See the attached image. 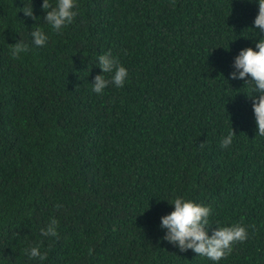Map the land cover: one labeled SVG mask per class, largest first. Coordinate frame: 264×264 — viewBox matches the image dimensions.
I'll use <instances>...</instances> for the list:
<instances>
[{
	"label": "trees",
	"instance_id": "16d2710c",
	"mask_svg": "<svg viewBox=\"0 0 264 264\" xmlns=\"http://www.w3.org/2000/svg\"><path fill=\"white\" fill-rule=\"evenodd\" d=\"M42 3L0 0V264H264L259 93L229 75L264 38L258 0H77L60 32ZM107 52L128 77L97 94ZM177 196L211 207L208 235L241 224L247 239L219 261L181 252L160 227ZM51 218L58 238L41 235Z\"/></svg>",
	"mask_w": 264,
	"mask_h": 264
},
{
	"label": "clouds",
	"instance_id": "9594fccd",
	"mask_svg": "<svg viewBox=\"0 0 264 264\" xmlns=\"http://www.w3.org/2000/svg\"><path fill=\"white\" fill-rule=\"evenodd\" d=\"M78 7L77 0H56L55 6L49 0H43L41 5L42 10H47L44 19L56 32H60L73 22L77 16L76 9ZM22 11L25 16L33 17L31 4L24 7ZM254 28L264 34V0H258V13L254 18ZM31 36L36 46L45 45L48 39L40 28L32 31ZM255 47L256 50L246 47L239 51L233 61L235 70L229 75L231 79L241 80L250 77V80L254 82L253 92L259 93V95L250 94L249 96L253 101L252 108L258 129L257 134L264 136V38L259 39ZM28 50V45L23 42L11 44L13 58H17ZM98 65L102 74L96 75L93 79L92 90L95 93L102 94L110 83L116 87H123L128 77V71L117 58L112 56L111 52L100 55ZM105 73L111 74L110 80L105 77ZM234 135L232 130L221 140L220 146L222 148L230 146ZM171 204L174 205V209L160 218V227L166 229L163 238L177 246L181 252L191 249L200 256H205L212 261H219L232 252L236 242H243L247 239V230L241 224L216 227L212 230V234L208 235L210 206L196 203L182 196H177ZM56 207L60 208L61 205L57 204ZM58 227L59 221L56 218H51L47 225L41 229V235L58 238ZM25 251L30 258H39L41 261L47 258V252L42 253L39 246H32ZM91 251L89 249V254Z\"/></svg>",
	"mask_w": 264,
	"mask_h": 264
}]
</instances>
